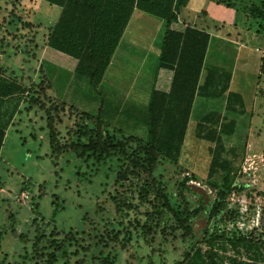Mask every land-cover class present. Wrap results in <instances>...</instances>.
Here are the masks:
<instances>
[{"label":"rangeland","instance_id":"obj_1","mask_svg":"<svg viewBox=\"0 0 264 264\" xmlns=\"http://www.w3.org/2000/svg\"><path fill=\"white\" fill-rule=\"evenodd\" d=\"M190 3L191 9L182 10L180 19L212 34L207 64L232 72L230 90L242 94L244 112H227L225 99L197 98L180 161L161 158L153 173L168 195L171 208L178 215L191 213L194 236H184L174 212L167 210L158 232L149 237L150 245L137 250L134 244L123 247L115 238L113 228H122L120 215L104 194L107 189L113 190L134 203L136 181L117 180L116 159L97 163L94 158L79 157L74 151L52 155L46 110L53 111L55 106L59 110L57 99L68 104L64 112L59 110L56 114H61L63 122L57 125L60 140L69 144L84 141V133L94 128L81 112L101 111L102 119L109 124L107 131L115 141L128 144L132 157L138 138H147L148 102L165 21L138 11L102 84L94 89L86 77L39 57L36 40L32 39L35 31L31 28L38 29L42 39L58 19L59 6L45 0H0V50L6 40L11 41L6 48L8 55H0L4 66L0 76L5 73L7 80H17L29 89L0 108V112L6 111L0 117V124H4L16 107L0 153V180L4 183L3 187L0 185V258L6 264L45 263L36 256L31 242L14 238L12 222L16 231L29 239L36 236L38 225L41 229L44 226L47 234L55 228L72 231L75 239L67 247L68 256L62 258L60 254L57 264H105L101 259L106 257L114 260L113 264H171L193 249L205 234L237 230L264 239V20L250 14L251 6L263 7L264 0ZM13 34L22 36L18 43ZM41 64L52 84L46 91L49 97L44 94L47 87L42 90L36 85L42 78L38 71ZM36 98L45 101V110L32 105ZM212 111L237 122L233 135H223L220 161H227L228 168L213 174L216 143L201 138L198 127L199 121ZM228 171L232 192L224 210L211 217L219 198L214 184H221Z\"/></svg>","mask_w":264,"mask_h":264},{"label":"trees","instance_id":"obj_2","mask_svg":"<svg viewBox=\"0 0 264 264\" xmlns=\"http://www.w3.org/2000/svg\"><path fill=\"white\" fill-rule=\"evenodd\" d=\"M45 1L59 6L61 12L56 22L47 29L46 42L43 45L36 43L39 45H36V49L42 50L43 60L86 77L94 89H98L102 84L136 9L165 21L159 62L148 102L147 138L146 140L138 138L139 143L133 149L132 157L128 154V144L115 141L113 135L107 131L109 124L102 119L101 111L97 114L81 112L83 117L93 122L94 128L84 133L85 140L82 142L63 143L57 127L63 123L62 116L59 114L60 116L57 117L56 113L59 110L64 112L63 109L67 108L68 104L56 98L59 110L57 106L53 111L51 108L46 110L47 128L52 155L59 156L65 152L74 151L79 157L94 158L97 163H108L116 159L119 164L117 180L136 181L137 195L134 203L126 201L122 194L113 190L104 191L106 198L112 201L120 215L119 225L122 228L116 230L114 227L113 232L115 238L122 242L123 247L134 244L138 250L150 245L149 237L158 232L167 210L174 212L178 222L177 227L184 229V236H194L193 227L189 221L191 213L185 212V216L178 215L171 208L168 195L159 186L153 173L161 158L175 163L180 161L198 97L225 99L227 112L234 114L244 112L242 94L230 90L232 72L217 65L207 64L212 34L206 29L185 23L180 19L181 11L190 0ZM250 14L254 19L264 20V6L253 4ZM10 27L13 30L16 29L15 25ZM31 29L35 31L32 39L36 40L38 29L34 27ZM12 36L17 43L22 38L19 34ZM9 44L11 45V41L6 40L0 54L7 53L6 48H9ZM1 62L0 60V68H3ZM38 71L42 72V78L36 85L42 90L47 87L44 89V94L49 97L46 91L50 89L48 87H52V84L45 73L43 64ZM3 75L0 76V108L7 101L29 91L17 80H7ZM44 79H47V84L44 83ZM31 103L41 111L46 109L45 101L41 102L36 98ZM15 110L16 107L14 112L9 114V121L14 119ZM5 113L6 111H1L0 117ZM9 121L0 124V153ZM236 124L235 118L228 119L220 112L213 111L199 121V136L216 143L217 155L212 159L211 174L219 169L228 168L227 161H220V155L224 149L223 135H233ZM230 172L228 171L221 184H214L219 198L214 204L211 217L224 210L227 197L232 192ZM0 185L4 186L1 180ZM111 224L115 226L113 222ZM14 225V222L10 225L14 238L26 243L31 242L36 256L42 258L44 264H57L60 254L62 258L67 257V247L75 239L72 231L65 232L55 228L47 234V229L44 226L41 229L39 225L36 236L29 239L18 233ZM198 240L193 245V249L171 264H264V239L254 235L241 234L235 230L229 234H205ZM149 256L153 262L151 253ZM101 261L105 264L114 263V260H109L108 257L102 258ZM0 264H6L5 260L0 258Z\"/></svg>","mask_w":264,"mask_h":264},{"label":"crops","instance_id":"obj_3","mask_svg":"<svg viewBox=\"0 0 264 264\" xmlns=\"http://www.w3.org/2000/svg\"><path fill=\"white\" fill-rule=\"evenodd\" d=\"M191 1V0H190ZM190 6H191V3L189 2L188 3V5L185 7V8H183V10H184V12H186V11H189L191 8H190ZM138 11H140V10H138V9H136L135 11H134V13H133V15H132V17H131V19H130V21H129V24H128V26H127V28H126V30L128 29V27H131V25H132V23H133V19H134V15L136 14V13H138ZM193 25V24H192ZM126 30H125V32H126ZM125 34V33H124ZM36 42H34L35 44L36 43H39V40H42L43 39V41H42V44H40V45H43L45 42H46V40H47V31L44 33V35L42 36V39H40V34H36ZM37 45V44H36ZM119 47V46H118ZM117 51V50H116ZM116 53V52H115ZM42 54H43V52L42 51H40L39 50V57H42ZM0 55H4V56H7L8 54L7 53H4V52H1V54ZM115 55V54H114ZM3 56V57H4ZM114 57V56H113ZM43 61V60H42ZM112 64V63H111ZM192 117H193V113H192ZM192 119V118H191ZM7 133V132H6Z\"/></svg>","mask_w":264,"mask_h":264}]
</instances>
